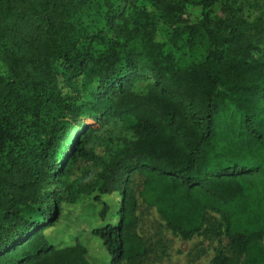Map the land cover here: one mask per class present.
<instances>
[{"label":"trees","instance_id":"1","mask_svg":"<svg viewBox=\"0 0 264 264\" xmlns=\"http://www.w3.org/2000/svg\"><path fill=\"white\" fill-rule=\"evenodd\" d=\"M234 2L0 0V264H141L140 205L182 240L214 214L213 264H264V0ZM111 119L130 137L105 160Z\"/></svg>","mask_w":264,"mask_h":264},{"label":"rangeland","instance_id":"2","mask_svg":"<svg viewBox=\"0 0 264 264\" xmlns=\"http://www.w3.org/2000/svg\"><path fill=\"white\" fill-rule=\"evenodd\" d=\"M244 1L251 2L253 0H235L232 5L241 4L244 9H247L244 3H241ZM220 9V6H217L214 10V15H218ZM245 14L255 17L257 12L249 9V12L246 11ZM200 15L201 13L198 9L187 7L182 18L187 22H193L199 19ZM156 26L157 35L161 36V40L167 43L165 52L172 54L181 65H186L191 58L198 56L199 50H189L181 41L177 43V47H172L171 42L167 40L168 28L163 24H157ZM186 37L187 34L183 35V38ZM83 124H85V127L92 125V122L87 121ZM91 127L95 130L88 149L93 150L98 157L105 160H108L120 148L122 142L130 137V134L123 129V126L112 119L100 125L93 123ZM75 130H78L77 127ZM70 142L71 139L67 137L63 139L62 147L58 153V162L62 163L64 161V154ZM80 176V171L75 166L69 181H73ZM53 192L61 194L60 186H57ZM137 214L139 222L136 232H138L149 249V255L141 264H213V259L218 252L227 257L233 256L229 250L227 240L223 236L217 235L218 216L214 214L207 215L206 224L200 233L190 240H182L165 228L154 208L140 205ZM262 245L264 246V239L262 240Z\"/></svg>","mask_w":264,"mask_h":264}]
</instances>
